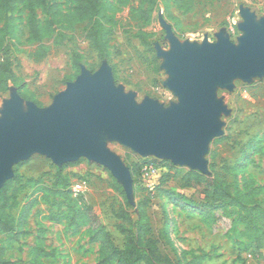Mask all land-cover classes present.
I'll list each match as a JSON object with an SVG mask.
<instances>
[{
    "label": "rangeland",
    "instance_id": "374dc122",
    "mask_svg": "<svg viewBox=\"0 0 264 264\" xmlns=\"http://www.w3.org/2000/svg\"><path fill=\"white\" fill-rule=\"evenodd\" d=\"M103 1L114 26L107 43V56L102 61L83 38L84 24L75 17L73 0H47L44 9H37L36 18L44 32L41 43L31 41L25 11L21 7L14 11L13 38L8 42V52L0 53V57L10 63L13 79L8 83L7 92H0V108L13 93L39 108L47 107L55 95L76 80L82 68L93 74L103 64L110 69L114 85L122 87L124 93L134 94L137 104L150 98L168 108L170 104L178 103V99L162 86L168 76L160 69L162 59L157 57L156 47L168 51L170 46L160 20L170 26L180 43L200 44L204 38L215 42V34L223 29L228 31L230 24L231 27L236 25L237 29L241 22L240 7L249 9L257 20L264 17V0H154L152 6L141 5L140 0ZM57 34L65 37L61 44L54 45ZM235 34V37L229 36L234 44L240 33L236 31ZM40 46L46 54L36 61L31 55L40 51ZM231 84L230 90L215 89L216 100L224 108L218 118L221 135L209 142L204 156L206 173H199L216 174L230 183L236 178L242 193L244 180L250 181L257 189L254 199L263 210L264 75L248 82L235 78ZM106 147L119 157L130 175V168L143 162L155 165V168L162 164L172 165L154 157L140 158L116 142H107ZM74 163L62 169V177L68 179V188L75 182L86 181L83 206L92 209L117 248H122L124 238L116 229L120 221L115 214L125 207V203L136 210L138 203L149 199L146 212L152 236L159 240L158 249L163 256L181 264H189L194 257H203L201 264H264L263 228L243 237L244 229L241 226L234 229L230 220L216 210L218 208L191 206L179 197L196 204L204 203L199 190L184 187L190 169L162 166L159 174L170 175L159 190L149 189L157 186L152 176L141 174L136 182L131 175L133 195L130 204L124 192L120 195L115 190V186H119L123 191L108 170L84 159ZM61 167L38 154L13 166V177H18V182L12 184L8 195L13 198V194L19 192L9 205H15L10 214L19 218V223L14 241L0 236L2 260L7 264H32L39 229L42 230L41 247L47 254L41 264L100 263L103 245L101 241L91 239L93 227L87 215L72 223L64 218L68 212L66 205H52L62 201L54 199V194L47 191ZM62 213L63 219L52 218ZM165 224L168 239L164 234Z\"/></svg>",
    "mask_w": 264,
    "mask_h": 264
},
{
    "label": "water",
    "instance_id": "95a60500",
    "mask_svg": "<svg viewBox=\"0 0 264 264\" xmlns=\"http://www.w3.org/2000/svg\"><path fill=\"white\" fill-rule=\"evenodd\" d=\"M240 33L235 44L226 30L198 44L180 43L162 20L169 50L156 47L162 86L178 103L168 108L150 98L140 104L135 95L116 87L104 64L93 74L80 75L39 108L13 93L0 108V190L13 177V166L33 154L56 166L84 159L109 171L132 204L129 169L107 147L116 142L140 158L154 157L174 166L206 173L209 142L221 135L218 118L224 108L216 87L230 90L232 80L250 81L264 75V17L257 20L240 7Z\"/></svg>",
    "mask_w": 264,
    "mask_h": 264
},
{
    "label": "trees",
    "instance_id": "16d2710c",
    "mask_svg": "<svg viewBox=\"0 0 264 264\" xmlns=\"http://www.w3.org/2000/svg\"><path fill=\"white\" fill-rule=\"evenodd\" d=\"M46 2L47 0H0V53L8 52V42L13 38L15 28L12 15L19 7L26 13V27L31 41L37 43L42 42L44 32L36 16L37 9H44ZM73 2L75 17L78 22L84 24L82 29L83 38L87 42L88 47L102 61L107 56V43L110 34L113 33L114 26L113 21L107 14L106 4L103 0H73ZM140 2L141 5L148 3L152 6L154 0H140ZM64 37L62 34H57L53 40L54 45L61 44ZM45 54V49L40 46V51L32 54L31 58L37 61L38 59L44 58ZM12 79L13 74L10 63L0 57V92H7L9 88L8 83ZM74 164L76 163L62 165L58 173L54 176V184L47 191L54 194V199H62V201L53 203L52 205H57L58 207L66 205L68 212L64 218L70 219L72 223L82 219L85 214L87 215L89 223L93 227L91 239L93 241H101L103 245L100 251L101 261L99 264H181L179 261H173L169 257L163 256L158 249L159 240L152 236V229L146 212L149 199H146L143 203H138L136 210H133L125 203V207L120 208L118 213L115 214L117 220L120 221V224L116 225V229L124 238L122 248H117L113 244L108 232H105L104 227L98 223L92 209L88 206H83V196L78 195L77 197H73L71 193L72 185L68 188V179L62 177V169ZM146 164V162H143L140 165H135L130 168L131 175L133 178H136V182H138V178H141L142 168ZM162 166L168 167L164 164ZM162 166L156 167L162 169ZM170 167L173 166L170 165L168 168ZM169 175V173H162L154 177L157 181V186L155 185L154 188L152 186L149 189L159 190L167 182ZM188 176L185 179L186 184L184 187L199 190L203 195L204 203L196 204L179 195L184 202L200 208H218L216 210H219L220 214L225 216L224 218L230 220L234 229L240 226L244 229L241 234L243 237H249L247 235L248 233L257 232L262 228L264 229V209H259V203L254 199L256 198L257 189L250 181L244 180V193H242L236 184V178L230 183L224 178L219 179L216 174L206 176L193 170L188 172ZM14 182H18V177L15 175L4 185L0 193V236H4L10 239V241H14L18 236L19 223V218L15 219L10 214V210L15 205L10 206L9 202L11 199L15 201V195L19 192L16 191L13 194V198H10L11 196L8 195L10 187ZM115 190L120 195H123V191L119 186H115ZM82 207H84V210L81 209ZM63 215V213L61 215L58 214L52 216V218L60 220L63 219ZM133 217H135L134 221ZM127 225H131V227L127 228ZM166 232L167 225L165 224L164 234L166 239H168ZM41 234L42 230L39 229V234L36 238L37 246L33 250L32 264H41V259L47 256L41 247ZM202 261L203 257H194L193 261L189 264H201ZM0 264H7V262L2 260L1 250Z\"/></svg>",
    "mask_w": 264,
    "mask_h": 264
},
{
    "label": "built area",
    "instance_id": "2783aa9c",
    "mask_svg": "<svg viewBox=\"0 0 264 264\" xmlns=\"http://www.w3.org/2000/svg\"><path fill=\"white\" fill-rule=\"evenodd\" d=\"M227 29H228L227 32L229 36L235 37L236 35L235 33L237 31L236 25H234V27H231V24H230ZM159 172H160L159 168H155L154 166L150 164H146L142 168V174L152 176L153 178L158 176ZM86 192H87V184H86V181L84 180L75 182L71 186V193L73 197H77L78 195L84 196Z\"/></svg>",
    "mask_w": 264,
    "mask_h": 264
}]
</instances>
